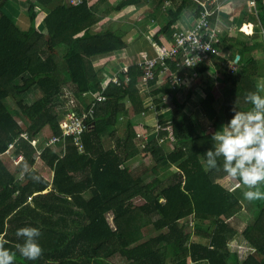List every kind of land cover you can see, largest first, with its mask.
Returning a JSON list of instances; mask_svg holds the SVG:
<instances>
[{
	"label": "trees",
	"instance_id": "1",
	"mask_svg": "<svg viewBox=\"0 0 264 264\" xmlns=\"http://www.w3.org/2000/svg\"><path fill=\"white\" fill-rule=\"evenodd\" d=\"M57 1L29 0L23 25L4 11L10 0H0V156L14 144V156L23 158L16 176L0 161V236L7 241L5 248L17 252L15 264H105L102 261L114 257L126 264H264V200L252 201L255 210L247 217L248 224L242 220L243 235L254 253L241 261L228 241L234 232L229 222L244 217L243 207L217 183L227 177L222 158L216 169L205 162L204 154L216 147L211 138L214 131L202 129L186 112V101L177 98L169 79L160 85L157 76L147 93L140 85L142 69L128 61L132 65L129 82L104 87L101 71L107 63L98 70L93 59L116 54L129 60L130 56L124 52L126 34L121 29H96L102 21L99 13L123 15L139 8L142 0H120L113 6H108L109 0H83L76 7L54 5ZM189 7L198 17L196 4L183 0L170 12L167 30ZM61 48L66 50L63 55ZM240 56L238 70L222 71L229 89L220 111L203 106L213 129L224 120L229 122L234 111L252 107L245 97L257 91V85L253 74L241 67L245 59ZM197 70L207 69L199 65ZM68 90L71 95L65 98ZM32 91L36 99H24ZM90 94L105 97L96 103L91 127L78 140L64 137L60 121L74 104L76 111L89 108ZM161 96H167L170 104L159 122L164 128L172 127L173 145L162 146L160 140L169 132L160 130L151 134L149 148L157 166L177 170L168 182L150 176V167L131 170L141 155L138 118L152 108L151 100ZM10 98L20 121L6 105ZM121 118L125 121L122 138L107 148L104 140L116 133ZM44 128L50 136L61 138L39 156L52 174L50 181L33 169L36 150L30 144ZM151 130L152 125L147 128ZM25 164L27 170L19 177ZM32 175L39 176V182ZM193 220L208 223V230L193 228ZM23 227L40 230L36 241L43 254L37 260L25 259L16 249L24 242L16 235ZM149 227L158 234L143 242V230Z\"/></svg>",
	"mask_w": 264,
	"mask_h": 264
},
{
	"label": "crops",
	"instance_id": "2",
	"mask_svg": "<svg viewBox=\"0 0 264 264\" xmlns=\"http://www.w3.org/2000/svg\"><path fill=\"white\" fill-rule=\"evenodd\" d=\"M28 1L24 2L23 0H10V3L5 7L4 11L9 16L12 17V20L15 23H20L25 25L27 11H28V3H29ZM69 1L70 0H58L54 5H63V4L68 5ZM119 1L120 0H109L108 6H113ZM182 3L183 0H142V5L139 8L133 9L132 11H129L123 15L114 17V16L102 15L101 12L99 13V16L102 20L100 21L99 25L102 26L103 23H116V24L121 23V25L123 24L122 26L125 28L126 31L130 30V32H126V31L124 32L123 27H118L117 25L111 26V27H115V29L116 28L121 29L126 34L127 49L124 52L125 54L130 56V59L128 58L129 60L124 59L127 58V56L126 57L124 56V58H120L116 54L99 56L93 59V63L97 66L98 70H101L99 68H101L102 65H105L107 63V67H105L104 70L101 71L102 77L105 80V85L109 82L110 77L113 75L115 71H118L122 67L128 66V61L130 63V61L133 58H137V56L145 52L154 55L151 42L149 39L146 38V34H152L156 42H161L163 44L168 45L174 32L178 30L190 29L191 27L194 26L196 19L198 17H196V13L194 12L193 8L189 7L182 13L179 19L174 22V25L167 30L168 25L171 23L169 17L170 12H175L182 5ZM219 3L221 5V12L218 18V23L224 28L225 35L221 39L220 45L217 47L218 54L212 55L211 58L206 60V63L203 64L206 66L207 70L205 72H199V70H197L196 76L198 74L207 73L208 75H211L215 78V75H219V79L215 78L216 82L215 80H213V85H215L216 83V85L221 86V89H224L222 94H224L226 91H228L229 87L223 81L224 75L222 71L223 69L226 70L228 69L229 72H231L232 70H238V68H236V65H238V61L241 58L240 54H242L243 58L245 59V63H243L241 67L246 68L247 70L250 71L249 72L250 74H253L254 76L253 81L258 87V84L261 82L262 79H264V26H263L264 0L260 4L257 2L256 8L250 7L249 4L250 0H219ZM102 9L104 8H100L99 10L102 11ZM41 25L42 22L38 24L39 29L42 27ZM99 25H97L96 29H98ZM243 26H246V28L251 29L252 30L251 33L250 34L241 33L240 30ZM129 34H135L136 38L139 39L138 44L136 43V38H133ZM247 47H250L249 48L250 50H247ZM65 52H66L65 48L60 49V54L63 55ZM112 55H114V58L108 60V58H110V56ZM236 57H239V60L236 61L235 63ZM110 68L111 70L109 71ZM108 72L110 73L109 75ZM159 80L163 81L164 77H161ZM175 93L177 96L178 91H175ZM261 95H264V93H261ZM96 97H93V95L91 94L89 95V99L92 98V102L95 101L94 98ZM153 100H151L152 106H153ZM91 103L89 104V107ZM75 108L76 107L74 104L72 109L76 110ZM80 109L78 111H86L89 108L83 106ZM151 109L145 112L147 114L146 117L141 116L138 118L139 128L145 129L146 132H149L147 131V128H149L150 126L149 124L150 120H153L155 117L154 114L151 115V111H152ZM159 118L160 117L157 115V119H158L157 123L156 125H152V126H157L158 123L161 125V123L159 122ZM123 121L124 118H121V122L117 126L116 133L113 134L112 137H109V138H113V137L116 138V141L114 142L113 145L110 146V148H113L117 140H120L122 138L124 132L120 135L118 134V131L122 130L123 127L125 130V121L124 122ZM141 131L142 130H140V132ZM142 133L145 132L142 131ZM138 134L137 137H139ZM147 138H149V136H147ZM44 141L45 140L39 143V146L37 147L38 152H43L45 148H48L43 146ZM147 141H150V138L147 139ZM104 144H105V140H104ZM20 157L21 156L15 157L13 154V149H8L4 155L0 156V161H2L4 166L7 167L8 171L11 174H13L9 170V166L11 167L13 166L15 168L17 167L16 169L18 172L19 171L18 168L20 164L17 163ZM38 162L39 164H42L40 161H37V163ZM20 180H22V178ZM217 183L223 189H225L230 194H232L241 203L242 199H240L239 197L243 198L245 192L244 187H242L243 189H240L241 187L236 188L235 182L231 181L228 177L219 180ZM221 183H223V185H221ZM249 205L250 206L248 208L247 207L243 208L241 214L244 217L242 219L235 218L230 220L229 222L234 232L230 233L229 235L230 237L228 236L229 237L228 247L232 253H235L236 255L239 256V259L241 255L238 252H236V250L232 251L233 247L231 246V243L235 238L234 235H239L240 232L243 233V231L246 228L245 223H243L242 220L246 219V223L248 224L247 217L252 215L253 211L255 210L252 208L251 202L249 203ZM192 225L193 228L196 227L202 228L204 229V231L208 230L209 227L208 223H203V224L196 223L194 220ZM145 241L146 238L144 237L143 242ZM244 241L245 242H240L239 245L249 246V248L247 249L249 250L248 257H250L253 255L254 251L251 248V246L247 243L246 238L244 239ZM247 258L240 260L243 261L246 260Z\"/></svg>",
	"mask_w": 264,
	"mask_h": 264
},
{
	"label": "built area",
	"instance_id": "3",
	"mask_svg": "<svg viewBox=\"0 0 264 264\" xmlns=\"http://www.w3.org/2000/svg\"><path fill=\"white\" fill-rule=\"evenodd\" d=\"M83 0H70L69 4L72 6H80ZM196 4L199 9V16L193 27L185 30H178L173 33L169 44H163L156 42L152 34H146V38L150 40L154 55L150 53H142L137 58L131 60L132 65L139 66L142 69L143 75L140 79V85L143 91H149L151 83L158 76L159 78L164 77L169 79L172 90L177 91L178 88L182 87L184 82V73L191 71L194 75L197 74L199 65L206 63V60L210 59L212 55H217V47L221 43V39L225 35L224 28L218 23V18L221 12V5L219 0H191ZM257 0H250V7L256 8ZM243 26L240 30L241 33L246 34ZM130 63V64H131ZM122 67L118 71H115L110 77L109 83H113L117 86H123L129 82V69L132 65ZM172 68L175 70L173 71ZM160 82V81H159ZM93 101L86 111H76L70 109L60 121V128L64 137H75L76 140L86 130L91 127L89 125V118H93L95 113L96 103L105 101V97L100 95L94 98ZM168 97L161 96L158 99L153 100V106L151 114L160 113L163 109L168 106ZM165 105V107H163ZM143 117L147 114L143 113ZM171 127V126H169ZM164 128L159 123L156 126V131L169 130ZM169 132V131H168ZM173 134V130H172ZM172 134L169 133L167 137L161 139H168ZM146 135V134H145ZM147 137V135H146ZM61 138L57 136H49L43 142L44 147L54 146L60 142ZM160 141V142H161ZM33 141L30 144L37 150V147L33 145ZM79 145V149L82 150V146ZM14 144L10 145L9 149H13ZM41 152H36V160L39 161ZM23 158L20 157L17 164H20Z\"/></svg>",
	"mask_w": 264,
	"mask_h": 264
},
{
	"label": "clouds",
	"instance_id": "4",
	"mask_svg": "<svg viewBox=\"0 0 264 264\" xmlns=\"http://www.w3.org/2000/svg\"><path fill=\"white\" fill-rule=\"evenodd\" d=\"M264 79L258 84L257 91L247 93L245 100L252 107L247 111H234L232 118L220 130L212 134L216 147L205 154L209 169L218 167V158L223 160V171L235 182V187H245L244 197L249 202L264 200ZM25 164L21 176L27 170ZM34 182L40 177L32 175ZM16 235L23 237V244H17L19 254L27 260L40 258L43 250L36 238L40 230L23 227ZM7 241L0 236V264H15L17 252L5 248Z\"/></svg>",
	"mask_w": 264,
	"mask_h": 264
},
{
	"label": "rangeland",
	"instance_id": "5",
	"mask_svg": "<svg viewBox=\"0 0 264 264\" xmlns=\"http://www.w3.org/2000/svg\"><path fill=\"white\" fill-rule=\"evenodd\" d=\"M24 2H27L28 0H23ZM118 26V27H123L121 25V23L116 24V23H103L102 26L99 25L98 29H107L111 26ZM123 31L125 32V28L123 27ZM126 32H130V30H127ZM128 35V34H127ZM131 35L133 38H136L135 34H129ZM138 38H136V43L138 44ZM135 42V41H134ZM114 55L110 56V58H108V60L113 59ZM109 63V61H108ZM110 73L108 72V75ZM184 82L182 87L178 88V98L181 102L186 101V112L190 115H192L197 121L198 123L201 125L202 129L205 130H209V131H218L220 130L221 127L217 128V129H213L212 127V123L210 122L209 119L204 116V112H203V106L205 104L213 106V108L218 111L219 107H222V103H223V91L224 89H221V86L219 85H213V80H215V78L219 79V75H215V78L211 75H208L207 73H203V74H198L197 76L194 75L192 72H187L184 73ZM102 75V73H101ZM163 81H160L159 84L162 85ZM216 82V80H215ZM36 91H32L29 94H24L23 97L24 99H27L28 101H34L36 99ZM149 91H147V93H149ZM222 94V95H221ZM71 95L70 91L68 90L66 92L65 98H68ZM167 104L169 105L170 102L168 100ZM6 105L8 106V108L10 109V111L13 112V114L15 115V109H16V103L14 101V99L10 98L6 101ZM69 105V104H68ZM66 105V108H70V106ZM163 107H165V105H163ZM168 109V107L166 108ZM164 111V109L158 114V116L160 117V114ZM152 115V114H151ZM16 116V115H15ZM155 116V117H154ZM154 119L150 120L149 124L150 125H156L157 123V115L154 114ZM16 118L20 121V118L16 116ZM143 119V118H142ZM144 120V119H143ZM124 122V121H123ZM22 124V122H20ZM228 122L227 121H223L222 125H226ZM23 125V124H22ZM24 126V125H23ZM143 132H145L147 134V136H149V138L151 137V134L157 132L156 131V126H153V130H151L150 132H146L145 129H140ZM142 131H139V146H140V158L138 160V162L134 165L131 166L132 170L139 168L140 166L143 167H150L151 168V173L149 174L150 176H158V178H160L162 181H169L171 178V174H174V172H176L177 170L175 169V167L171 168V166L169 165H160L157 166L156 162L153 160V158L150 155V148H149V144L150 141H147V138L145 133H142ZM169 133L172 134V127H169ZM124 132V127L122 130L118 131V134H122ZM51 135V131L48 128H44L39 135H37L34 139L33 145L35 147L39 146V143H41L43 140H45V138H48ZM33 141V140H32ZM116 141V138H105V146L107 148H110L111 145L114 144V142ZM161 141V140H160ZM162 146L164 148H172L173 145V139L171 137H169L168 139H164L163 141H161ZM32 146V145H31ZM33 147V146H32ZM34 148V147H33ZM35 149V148H34ZM15 167H11L9 166V170L15 174V176L17 175V167L14 169ZM41 177H43L45 180L49 181L51 180V172L46 169L42 164H39V162L35 163V166L33 168ZM153 169V171H152ZM19 177H22L21 175ZM23 180V178H22ZM164 182V183H167ZM221 185H223V183H221ZM245 188V187H244ZM240 189H243L242 187ZM245 191L247 190L246 188L244 189ZM241 200V205L243 206V208L247 207L249 205V201L247 199H245L244 195L243 198L239 197ZM108 218L110 220V222H113V215L110 214L108 215ZM143 234L145 236V238H150V237H154L155 235H157L158 233L156 231H154V229L152 227H149L145 230H143ZM235 237V238H234ZM234 239L233 242L231 243V247L232 251L238 252L241 256L240 259H245L249 256L248 252L249 250L247 248H249V246L247 245H239L240 242H245V236L243 235L242 232L239 233V235H234ZM248 254V255H247ZM105 264H126V261L121 260L119 257H114L112 259H108L105 261H102ZM168 264H171L170 262ZM178 264H191L187 261H183V262H179Z\"/></svg>",
	"mask_w": 264,
	"mask_h": 264
},
{
	"label": "bare ground",
	"instance_id": "6",
	"mask_svg": "<svg viewBox=\"0 0 264 264\" xmlns=\"http://www.w3.org/2000/svg\"><path fill=\"white\" fill-rule=\"evenodd\" d=\"M244 31L246 32V34H247V33L250 34L252 30L249 29V28H245Z\"/></svg>",
	"mask_w": 264,
	"mask_h": 264
},
{
	"label": "water",
	"instance_id": "7",
	"mask_svg": "<svg viewBox=\"0 0 264 264\" xmlns=\"http://www.w3.org/2000/svg\"><path fill=\"white\" fill-rule=\"evenodd\" d=\"M239 60V57H236V59H235V63H236V61H238Z\"/></svg>",
	"mask_w": 264,
	"mask_h": 264
}]
</instances>
